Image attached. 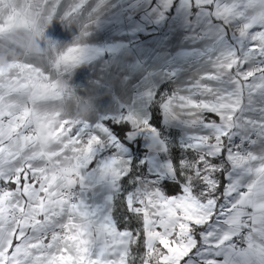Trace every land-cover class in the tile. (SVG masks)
I'll return each instance as SVG.
<instances>
[{
	"label": "snow or ice",
	"instance_id": "6c2138e0",
	"mask_svg": "<svg viewBox=\"0 0 264 264\" xmlns=\"http://www.w3.org/2000/svg\"><path fill=\"white\" fill-rule=\"evenodd\" d=\"M0 264H264V0H0Z\"/></svg>",
	"mask_w": 264,
	"mask_h": 264
}]
</instances>
